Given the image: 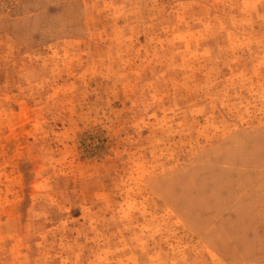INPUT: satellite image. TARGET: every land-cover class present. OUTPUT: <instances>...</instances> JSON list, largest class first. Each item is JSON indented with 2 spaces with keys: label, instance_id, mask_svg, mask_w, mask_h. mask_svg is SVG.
Masks as SVG:
<instances>
[{
  "label": "rangeland",
  "instance_id": "1",
  "mask_svg": "<svg viewBox=\"0 0 264 264\" xmlns=\"http://www.w3.org/2000/svg\"><path fill=\"white\" fill-rule=\"evenodd\" d=\"M0 264H264V0H0Z\"/></svg>",
  "mask_w": 264,
  "mask_h": 264
}]
</instances>
